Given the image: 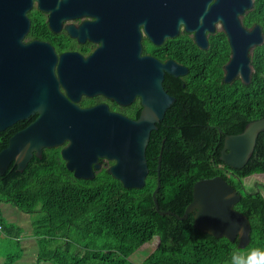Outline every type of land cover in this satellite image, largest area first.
I'll use <instances>...</instances> for the list:
<instances>
[{"label":"water","instance_id":"water-1","mask_svg":"<svg viewBox=\"0 0 264 264\" xmlns=\"http://www.w3.org/2000/svg\"><path fill=\"white\" fill-rule=\"evenodd\" d=\"M253 5L254 0H0V132L37 114L0 151V175L13 160L24 171L34 152L39 158L42 148L68 140L61 156L74 176L92 178L96 160L104 156L114 160L107 172L123 186L142 188L149 134L175 101L160 87L162 70L175 77L188 70L139 59L138 26L158 47L184 25L205 50L207 33L222 19L232 49L224 81L241 77L250 84L256 72L252 52L264 45L261 26L246 29L240 20ZM262 132L264 116L225 134L220 159L243 167ZM160 152L152 192L157 212L181 220L193 214L197 229L237 239L240 249L248 246L250 219L234 208L241 192L222 176L197 181L182 216L159 210Z\"/></svg>","mask_w":264,"mask_h":264},{"label":"trees","instance_id":"trees-1","mask_svg":"<svg viewBox=\"0 0 264 264\" xmlns=\"http://www.w3.org/2000/svg\"><path fill=\"white\" fill-rule=\"evenodd\" d=\"M242 24H260L264 31V0H254V9L243 16ZM175 53L173 58L180 56L186 66H190L187 60L196 55ZM253 63L256 72L250 84L216 80L210 86H196L197 113L181 122L179 137L180 147L193 149L189 164L175 158L174 149L178 147L173 141L162 144L160 136L153 140L150 132L146 149L149 172L142 188H126L104 170L98 176H105L101 180L74 178L62 163L48 166V158L30 163L24 171L10 167L0 175V201L14 203L26 213H37L33 221L37 264L43 260L53 264H136L130 257L156 236L160 239L158 246L141 264H232L233 254H242L244 249L237 247V239L230 241L197 229L193 214L181 220L157 212L152 192L160 147L162 185L156 193L159 210L182 216L193 199L195 183L222 176L241 192L234 208L251 222V242L245 248L264 251V193L259 183L258 189H246L243 183L246 176L264 173V132L243 167L232 168L220 159L225 134L239 133L253 119L264 116V45L255 51ZM198 75H203L204 80H214L216 76L221 79L220 72ZM16 129L9 127L0 132V151ZM0 223L7 234L12 229L17 231L14 243L19 248L10 249L2 263L14 264L23 252L20 237L24 228L6 221L1 209Z\"/></svg>","mask_w":264,"mask_h":264},{"label":"flooded vegetation","instance_id":"flooded-vegetation-1","mask_svg":"<svg viewBox=\"0 0 264 264\" xmlns=\"http://www.w3.org/2000/svg\"><path fill=\"white\" fill-rule=\"evenodd\" d=\"M243 16L240 18L241 23ZM256 25H260V24H256ZM256 25L252 27H245V26L244 27L246 29L251 30ZM138 33L140 36V40L138 43L140 48L139 59L150 58L153 61L159 63L160 65H165L167 62L171 61L179 66H183L187 68L188 70V73L185 76H178V77L168 74L165 72V70H162L164 75H163L162 83H160V87H162V90L166 96L174 99L175 101L171 105H169L165 115L162 118H160L158 122H156L155 124L156 128L152 130L151 133L153 140L155 136H160L158 140H160V143L162 144L167 140L173 141L174 145L178 147L174 149L175 158H178V160L184 165L189 164L191 162L193 149L187 148L186 146L180 147L179 137L181 136L180 134L182 132L181 122L186 121V119H190L194 117L197 113V107L199 102L196 99L199 94L196 90L197 85L210 86L212 85L213 81L216 80H221V82L227 83L224 81L226 77V70H224V68L229 63L232 55V49L229 43L227 32L224 31L221 25L218 26V24H215L214 32L207 33V49L205 50L200 49L196 45L194 39L195 33L186 32L184 25H180L177 37L172 39H164L162 44H160L158 47L153 46L150 43V41L145 37L143 32V26H138ZM257 49H255V51ZM255 51L252 52V61ZM175 52H179V54H181V52H195L196 55L191 59L187 60L190 66H186L181 61L180 56H178L177 58H173V56H175L176 54ZM192 72L194 74H192ZM198 72H202V73L220 72L221 79H219V76H216L214 80H211L210 77L204 80L203 75L201 76L198 75ZM200 78L202 79L200 80ZM237 80L243 82L241 77H237L228 83H234ZM36 116L37 114H34V115H30L29 117L20 119V121H18L14 126H12L13 128H17L12 135H14L16 132L26 127L29 123L33 121V119ZM12 135H10V137ZM184 137H186V135ZM68 144L69 141L65 140L59 146L42 148L39 158L35 156V152H34L23 170H25L27 166L34 161L43 162L47 158H48V166H52V167L61 166L62 163V165L66 168V161L61 156V150L64 147H66ZM154 158L155 157H151V160H153ZM15 162L16 160H13L10 163L8 169L10 167L17 168ZM113 162L114 160L108 159L104 156L98 157L96 163H98L99 166L97 168L93 166L92 171L94 175L92 178L74 176L71 170H69V172L71 173V176L74 178L101 180L104 179L105 176L102 175L98 177L100 175V172L102 170L107 172V168Z\"/></svg>","mask_w":264,"mask_h":264},{"label":"rangeland","instance_id":"rangeland-1","mask_svg":"<svg viewBox=\"0 0 264 264\" xmlns=\"http://www.w3.org/2000/svg\"><path fill=\"white\" fill-rule=\"evenodd\" d=\"M243 183L246 186V189H253L260 185L261 191L264 193V173H255L253 175H249L243 178ZM244 188V190H245ZM258 189V187H257ZM4 203V202H3ZM5 208L7 209V217L12 219L16 225H21L24 228V231L28 233L27 237L33 236V221L35 220L37 213H26L22 211L19 207H17L14 203H4ZM160 239L156 236L152 242L144 244L136 253H134L130 259L134 261L136 264H141L145 257L148 256L149 253L155 250L158 246ZM0 248L4 249H12L16 250L19 248L18 244H1ZM254 248H244L242 251V255L247 256ZM37 252L38 245L35 241L28 247L23 250V257H21L18 261L15 260L14 264H37ZM2 264V262H0ZM41 264H53L51 261L43 260Z\"/></svg>","mask_w":264,"mask_h":264},{"label":"crops","instance_id":"crops-1","mask_svg":"<svg viewBox=\"0 0 264 264\" xmlns=\"http://www.w3.org/2000/svg\"><path fill=\"white\" fill-rule=\"evenodd\" d=\"M4 203L0 201V209L2 210V215H3V217L5 218L6 221H8L10 223H14V221L12 219H9L7 217V209L5 208V204ZM19 226H21V225H19ZM26 232L27 231H24V234L20 237V240H21L22 245H23V250L34 242L33 236H30V237L26 238L27 235H28V233H26ZM16 236H18V234H17V231L15 229L14 230L12 229L11 231H8V234L5 233V232L4 233H0V245L1 244H7V246H10V244H15L14 241H15V237ZM9 251H11L9 248L8 249H4V250H2L0 248V262H2V263L4 262L5 255ZM23 255L24 254L22 253L21 257H23ZM21 257H19L16 261H18Z\"/></svg>","mask_w":264,"mask_h":264},{"label":"clouds","instance_id":"clouds-1","mask_svg":"<svg viewBox=\"0 0 264 264\" xmlns=\"http://www.w3.org/2000/svg\"><path fill=\"white\" fill-rule=\"evenodd\" d=\"M222 23V19L217 21L218 26L222 25ZM3 232L4 225L3 230L0 231V233ZM232 264H264V251H261L259 249H253L247 256H244L240 253H234L232 257Z\"/></svg>","mask_w":264,"mask_h":264},{"label":"built area","instance_id":"built-area-1","mask_svg":"<svg viewBox=\"0 0 264 264\" xmlns=\"http://www.w3.org/2000/svg\"><path fill=\"white\" fill-rule=\"evenodd\" d=\"M3 230V225L0 223V231Z\"/></svg>","mask_w":264,"mask_h":264},{"label":"bare ground","instance_id":"bare-ground-1","mask_svg":"<svg viewBox=\"0 0 264 264\" xmlns=\"http://www.w3.org/2000/svg\"><path fill=\"white\" fill-rule=\"evenodd\" d=\"M228 83V82H227ZM162 121H163V119H162Z\"/></svg>","mask_w":264,"mask_h":264}]
</instances>
